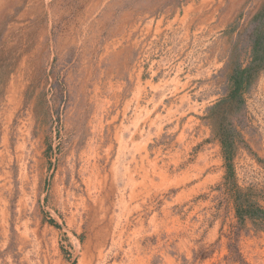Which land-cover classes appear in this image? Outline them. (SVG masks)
<instances>
[{"label": "rangeland", "instance_id": "374dc122", "mask_svg": "<svg viewBox=\"0 0 264 264\" xmlns=\"http://www.w3.org/2000/svg\"><path fill=\"white\" fill-rule=\"evenodd\" d=\"M263 1L0 0V264H264Z\"/></svg>", "mask_w": 264, "mask_h": 264}, {"label": "trees", "instance_id": "16d2710c", "mask_svg": "<svg viewBox=\"0 0 264 264\" xmlns=\"http://www.w3.org/2000/svg\"><path fill=\"white\" fill-rule=\"evenodd\" d=\"M246 71L248 72L249 70H246ZM242 82H243L242 80L237 79L233 84L234 89L231 90L224 99L218 102V104L214 105V107H217L218 105H221L222 103H226L228 101H232V103L235 102L236 98L238 97L237 96L238 93L240 92L241 88H243ZM240 95H241V100H242V92L239 94V96ZM217 134L222 144L225 165L227 168L226 179L233 181L231 182V184H233L235 181V171H234V164H233L234 141H232L228 133L225 131H218ZM235 186L237 185L235 184ZM237 189H238L237 191L238 198L236 199L237 201H235L237 215L242 219L246 217H250L254 220L264 221V209H262V207L258 205V202L256 201L253 202L251 201L250 198H244L242 200L244 196V194H242L243 193L242 189H240L239 187H237ZM238 200H240V203H238Z\"/></svg>", "mask_w": 264, "mask_h": 264}]
</instances>
